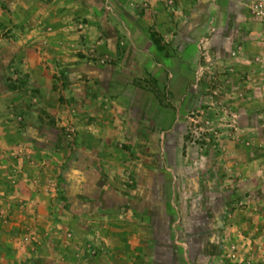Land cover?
Listing matches in <instances>:
<instances>
[{"label":"rangeland","instance_id":"1","mask_svg":"<svg viewBox=\"0 0 264 264\" xmlns=\"http://www.w3.org/2000/svg\"><path fill=\"white\" fill-rule=\"evenodd\" d=\"M123 1L0 0V264H264V0Z\"/></svg>","mask_w":264,"mask_h":264},{"label":"crops","instance_id":"2","mask_svg":"<svg viewBox=\"0 0 264 264\" xmlns=\"http://www.w3.org/2000/svg\"><path fill=\"white\" fill-rule=\"evenodd\" d=\"M147 1V3H146ZM191 0H124V8L125 10L132 13H137L136 11L140 8L141 3H146L147 8L145 11L152 18V14L154 12H158L161 6H168L171 10L175 11L177 19L189 21L193 15H190L187 9V2ZM210 1V0H209ZM138 17V16H137ZM179 33L181 31L179 30Z\"/></svg>","mask_w":264,"mask_h":264}]
</instances>
